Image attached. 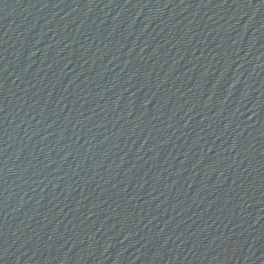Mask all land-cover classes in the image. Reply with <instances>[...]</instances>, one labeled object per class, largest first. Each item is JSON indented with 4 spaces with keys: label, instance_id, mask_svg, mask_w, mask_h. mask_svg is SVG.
Segmentation results:
<instances>
[{
    "label": "water",
    "instance_id": "obj_1",
    "mask_svg": "<svg viewBox=\"0 0 264 264\" xmlns=\"http://www.w3.org/2000/svg\"><path fill=\"white\" fill-rule=\"evenodd\" d=\"M0 264H264V0H0Z\"/></svg>",
    "mask_w": 264,
    "mask_h": 264
}]
</instances>
